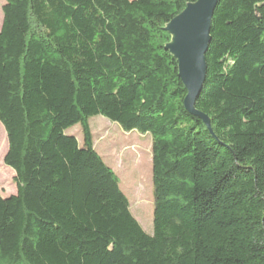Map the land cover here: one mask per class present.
<instances>
[{"label": "trees", "instance_id": "obj_1", "mask_svg": "<svg viewBox=\"0 0 264 264\" xmlns=\"http://www.w3.org/2000/svg\"><path fill=\"white\" fill-rule=\"evenodd\" d=\"M196 1L4 0L0 264H264V0L214 8L194 101L210 130L167 49ZM98 115L151 138V234L94 148Z\"/></svg>", "mask_w": 264, "mask_h": 264}, {"label": "rangeland", "instance_id": "obj_2", "mask_svg": "<svg viewBox=\"0 0 264 264\" xmlns=\"http://www.w3.org/2000/svg\"><path fill=\"white\" fill-rule=\"evenodd\" d=\"M4 0H0V26L2 22L1 8ZM171 33L170 45L174 42ZM95 150L104 162L117 174L119 186L130 202V210L148 234L152 233L153 219V185L151 176V138L137 131L125 132L121 127L103 116H95L89 120ZM0 129L4 127L0 123ZM5 133V130H4ZM78 141L82 140L81 129L76 125L67 130ZM6 137L7 151L8 143ZM0 159V192L3 197L16 193L14 171Z\"/></svg>", "mask_w": 264, "mask_h": 264}, {"label": "water", "instance_id": "obj_3", "mask_svg": "<svg viewBox=\"0 0 264 264\" xmlns=\"http://www.w3.org/2000/svg\"><path fill=\"white\" fill-rule=\"evenodd\" d=\"M218 1L197 0L188 3L166 26L175 36L173 44H168L167 49L176 57L178 77L187 91L183 106L189 113L200 117L209 130L207 116L194 108V101L204 81L210 20Z\"/></svg>", "mask_w": 264, "mask_h": 264}, {"label": "bare ground", "instance_id": "obj_4", "mask_svg": "<svg viewBox=\"0 0 264 264\" xmlns=\"http://www.w3.org/2000/svg\"><path fill=\"white\" fill-rule=\"evenodd\" d=\"M6 147V137L3 129H0V159L3 158Z\"/></svg>", "mask_w": 264, "mask_h": 264}]
</instances>
